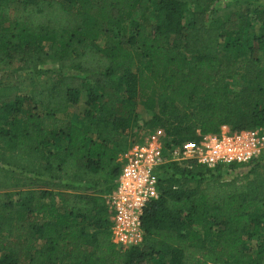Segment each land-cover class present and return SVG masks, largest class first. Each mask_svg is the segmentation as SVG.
Segmentation results:
<instances>
[{
  "label": "trees",
  "instance_id": "1",
  "mask_svg": "<svg viewBox=\"0 0 264 264\" xmlns=\"http://www.w3.org/2000/svg\"><path fill=\"white\" fill-rule=\"evenodd\" d=\"M214 1L0 0V72L31 85L0 80V264H264V159L229 179L169 163L140 243L110 241L105 197L138 129L264 128V8Z\"/></svg>",
  "mask_w": 264,
  "mask_h": 264
},
{
  "label": "built area",
  "instance_id": "2",
  "mask_svg": "<svg viewBox=\"0 0 264 264\" xmlns=\"http://www.w3.org/2000/svg\"><path fill=\"white\" fill-rule=\"evenodd\" d=\"M118 155L119 172L115 186L105 197L110 212V241L119 249L140 243L143 235V208L157 196L160 175L169 163H194L206 168L245 166L264 159V128L231 129L221 124L217 130L201 135L197 142H168L163 131L154 127Z\"/></svg>",
  "mask_w": 264,
  "mask_h": 264
},
{
  "label": "rangeland",
  "instance_id": "3",
  "mask_svg": "<svg viewBox=\"0 0 264 264\" xmlns=\"http://www.w3.org/2000/svg\"><path fill=\"white\" fill-rule=\"evenodd\" d=\"M261 6L262 8H264V0H215L212 10L213 12L217 13V14H223L226 13L230 10H238V9H243L246 6ZM139 14H141V12H138L137 14H135V18L139 17ZM152 18L151 15L148 16V18ZM134 18V19H135ZM97 43L99 45L102 44V39H99L97 41ZM40 68L42 69H54L55 68V61L46 57L44 58L40 64H39ZM0 80L3 82H15L18 84L19 88L21 91H27L31 85L29 84V75L25 76L20 72H13V71H7V72H0ZM37 80H44V76H40L37 77ZM82 108V104L81 102L77 103V104H73V105H69V111L70 112H77L80 111ZM138 117H139V123L143 124L142 121L147 120L150 115L151 112L147 111L145 109H143V107L141 105H138ZM143 126V125H141ZM158 128H160L162 130L161 127L157 126ZM149 128L147 127H142L140 129L137 130V132H135V135H133V140H136L138 137L143 136L144 132L147 131ZM135 131L134 128H132L131 132ZM242 167H228V166H222L219 167L217 170H213V172L218 173L219 177L221 179H229L232 176L235 175V173H237L238 171H241Z\"/></svg>",
  "mask_w": 264,
  "mask_h": 264
}]
</instances>
